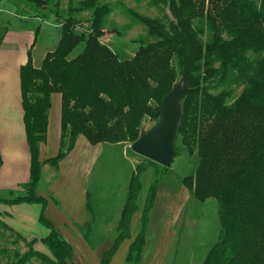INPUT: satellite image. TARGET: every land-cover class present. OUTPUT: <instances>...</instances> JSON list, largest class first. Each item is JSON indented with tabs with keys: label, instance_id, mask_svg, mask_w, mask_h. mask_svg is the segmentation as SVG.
I'll list each match as a JSON object with an SVG mask.
<instances>
[{
	"label": "trees",
	"instance_id": "16d2710c",
	"mask_svg": "<svg viewBox=\"0 0 264 264\" xmlns=\"http://www.w3.org/2000/svg\"><path fill=\"white\" fill-rule=\"evenodd\" d=\"M34 1L40 5L51 0ZM95 1L70 3L68 11L92 7ZM151 4L161 11L167 8L168 14L151 17L125 7L146 31L139 39V51L130 59H120L99 40L110 11L106 2L92 7L86 34L75 33L67 17L56 48L45 54L39 68L32 65L28 52L20 67V87L30 176L23 195L0 197V202L41 205L39 222L48 234L40 241L51 256L33 247L37 239H24L0 220V230L16 234L27 247L23 253L15 250L8 264H32V258L43 264H70L72 247L45 217L47 198L36 194L42 163L56 165L73 149L79 134L91 144L135 140L143 117L157 118L161 100L175 82L174 57L192 88L183 99L175 157L181 144L197 159L195 171L182 182L196 198L214 197L218 204V239L208 247L201 264H264V0H151ZM82 41V51L68 57ZM232 85L241 90L228 103ZM52 92L62 98L59 149L55 156L40 161L39 144L46 140ZM149 167L153 176L139 230L125 257L126 262L139 264L158 185L168 170L146 158L134 165L116 235L100 264H109L120 243L130 237L141 173ZM86 205L90 210L89 195ZM86 225L87 238L90 223Z\"/></svg>",
	"mask_w": 264,
	"mask_h": 264
},
{
	"label": "crops",
	"instance_id": "0c3cea01",
	"mask_svg": "<svg viewBox=\"0 0 264 264\" xmlns=\"http://www.w3.org/2000/svg\"><path fill=\"white\" fill-rule=\"evenodd\" d=\"M14 24V27H11L12 23L0 24V197L5 198L23 195L30 176V152L23 122L20 67L26 63L30 52L32 65L39 68L45 54L56 48L61 34L58 33V29H61L60 24L39 16L22 19L20 22L14 21ZM20 26L22 27L19 28ZM99 40L104 44L100 38ZM82 43L84 46L82 41L75 48ZM83 46L77 52L74 48L68 57H75L82 51ZM61 107V94L52 92L46 140L39 144L40 161H45L58 152ZM123 144L124 142L91 144L83 134H79L73 149L56 165L48 162L41 165L36 194L47 198L45 217L72 247L70 264H100L102 253L113 243L122 202L119 206L110 198L107 200L92 197L94 200L91 201L90 183L93 168L100 155L106 157V148ZM182 178L181 185L177 187L179 200L182 195L188 196L189 191ZM98 185L100 188L102 183L98 182ZM160 188L161 183L150 211L139 264H166L174 245L175 225L183 208L179 215L176 211V218H170L169 215L157 219L155 210L159 202ZM88 195L90 210L86 205ZM173 207L170 206L169 209L172 210ZM40 211L41 205L38 203L0 202V220L24 239H37L33 247L50 254L40 241L48 234V228L39 222ZM140 214L141 211H136L132 215L130 237L120 243L109 264H132L126 262L125 257L131 241L139 230ZM91 222L92 228L88 230L86 238L84 229L87 227L86 224ZM0 232L3 233L2 229Z\"/></svg>",
	"mask_w": 264,
	"mask_h": 264
},
{
	"label": "rangeland",
	"instance_id": "374dc122",
	"mask_svg": "<svg viewBox=\"0 0 264 264\" xmlns=\"http://www.w3.org/2000/svg\"><path fill=\"white\" fill-rule=\"evenodd\" d=\"M79 1L51 0L47 2L41 1L40 5H36L34 0H0V20L2 21L0 24L12 23L11 27H14V21L20 22L22 19L39 16L51 19L53 22L60 24L59 27H61L64 20L70 17L73 23V31L86 34L89 32L92 7L106 2L110 5V11L104 17L103 34L99 38L104 42V45L108 46L123 60L130 59L137 54L141 46L139 39L146 33L145 27L140 23H136L127 14L125 7L132 8L141 14L151 17H162L165 13L168 14L167 8L164 7L163 11H161L157 6L151 4V0H122V2L117 0H96L92 7L75 10L70 13L68 5L71 3L72 6H76ZM60 32L61 29H58V33ZM148 40L151 39L149 38ZM82 46L83 43L79 44L75 48L76 52ZM171 63L175 68L177 74L175 81H177L181 78L180 67L175 57L172 58ZM231 89L232 94L227 99L228 103H231L239 94L241 86L232 85ZM217 91L213 89V92ZM153 122L154 120L149 116H144L140 129H147ZM131 142L125 141L123 146L108 147L106 148V157L102 156V154L100 155L91 174L89 194L91 195V201L94 200L92 197L98 199L107 198V200L110 198L120 206L124 200L127 182L134 165L143 160L142 156L131 150ZM178 143L180 144V142ZM180 148V153L174 157L172 164L160 181L159 202L155 213L157 214V219L169 215L170 218H176L177 214H180L181 208H183L175 225L176 237L166 264H172L173 258V264H201L208 247L213 245L218 239L220 229L218 204L214 197L200 200L189 191L188 196L182 195L181 200L178 199L179 192L177 187L181 185V177L192 174L197 165L196 157L190 155L181 144ZM102 172L104 173L103 176ZM152 176V167L141 173V189L137 196V211H142ZM98 182L102 183L100 188ZM168 184L170 186H167ZM170 206H174L172 210L169 209ZM91 224L92 222L89 228H92ZM2 231L3 233L0 232V264H8L12 260L15 250L23 253L27 248L19 241L20 239L16 234L7 232L6 228H3ZM174 251H176V255H174ZM46 255L51 256V254ZM30 262L32 264H43L35 258H32Z\"/></svg>",
	"mask_w": 264,
	"mask_h": 264
},
{
	"label": "water",
	"instance_id": "95a60500",
	"mask_svg": "<svg viewBox=\"0 0 264 264\" xmlns=\"http://www.w3.org/2000/svg\"><path fill=\"white\" fill-rule=\"evenodd\" d=\"M191 90L182 73L162 98L157 118L147 129H140L138 137L131 142L133 152L166 167L172 164L183 114V99Z\"/></svg>",
	"mask_w": 264,
	"mask_h": 264
}]
</instances>
